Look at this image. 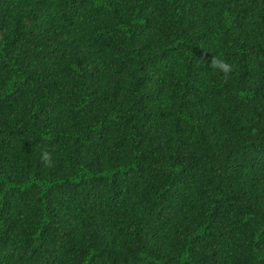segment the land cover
Instances as JSON below:
<instances>
[{
    "label": "trees",
    "instance_id": "1",
    "mask_svg": "<svg viewBox=\"0 0 264 264\" xmlns=\"http://www.w3.org/2000/svg\"><path fill=\"white\" fill-rule=\"evenodd\" d=\"M0 264H264V0H0Z\"/></svg>",
    "mask_w": 264,
    "mask_h": 264
},
{
    "label": "clouds",
    "instance_id": "2",
    "mask_svg": "<svg viewBox=\"0 0 264 264\" xmlns=\"http://www.w3.org/2000/svg\"><path fill=\"white\" fill-rule=\"evenodd\" d=\"M210 68L215 69V70L219 71L220 73H222L226 79L229 77V75L234 70V66L230 62L226 61L222 57V55L212 56L211 62H210ZM40 158L46 167L50 168L53 166L52 153L50 151L42 150Z\"/></svg>",
    "mask_w": 264,
    "mask_h": 264
}]
</instances>
